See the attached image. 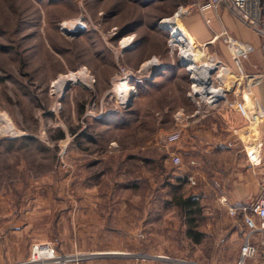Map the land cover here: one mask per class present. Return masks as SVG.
Listing matches in <instances>:
<instances>
[{
  "label": "rangeland",
  "instance_id": "374dc122",
  "mask_svg": "<svg viewBox=\"0 0 264 264\" xmlns=\"http://www.w3.org/2000/svg\"><path fill=\"white\" fill-rule=\"evenodd\" d=\"M204 2L0 0V224L16 229L6 236L4 264L26 263L35 245L51 246L66 258L61 264L129 263L85 260L112 251L234 262L243 215L218 201V181L182 188L201 201L198 243L170 204L177 177L190 175L178 152L190 145L193 102L162 21L186 8L179 21L186 31ZM70 22L80 26H64ZM151 60L157 68L142 67ZM198 60L207 63L202 52ZM78 73L81 80H63ZM122 80L133 89L125 104L114 96ZM177 126L181 140L163 147ZM172 153L183 166L171 163ZM254 264H263L261 249Z\"/></svg>",
  "mask_w": 264,
  "mask_h": 264
},
{
  "label": "crops",
  "instance_id": "0c3cea01",
  "mask_svg": "<svg viewBox=\"0 0 264 264\" xmlns=\"http://www.w3.org/2000/svg\"><path fill=\"white\" fill-rule=\"evenodd\" d=\"M260 6L264 26V0H261ZM206 18L211 19L210 25L204 22L200 14L190 16L186 33L197 47L206 45L198 52L216 55L238 77L235 95L239 99L245 98L250 118L246 120L226 103H220L210 110L190 103V145L181 148L178 153L185 160L197 163L189 168L193 185L197 181L202 182L203 189H206L210 188L207 184L209 181H218L220 203L250 205L264 191V55L261 51V38L223 8L215 13L208 12ZM221 30H226L234 39L254 47L253 53L246 61L240 62L239 67L220 41L210 43ZM195 199L200 204L199 197ZM11 230L16 231L4 229L0 224V264L9 259L7 252L11 242L5 239L9 232L12 233ZM93 256L127 258V264H188L165 256L131 257L115 251L89 255L85 260L93 259ZM256 261L257 256L247 264Z\"/></svg>",
  "mask_w": 264,
  "mask_h": 264
},
{
  "label": "built area",
  "instance_id": "2783aa9c",
  "mask_svg": "<svg viewBox=\"0 0 264 264\" xmlns=\"http://www.w3.org/2000/svg\"><path fill=\"white\" fill-rule=\"evenodd\" d=\"M260 3L261 0H205L204 3L196 5L195 9L203 17L204 22L210 25L211 19L206 18V14L208 12L215 13L220 8H223V10L261 38V51L264 55V26L261 21L262 12ZM187 13L186 8L180 7L172 17L162 21L164 24L162 29L168 32L170 55L176 52L179 61L178 64L189 75L192 93L191 101L197 105L200 103L203 104L205 107L204 110H210L217 107L220 103H226L229 108L234 109L243 118L248 120L250 118V109L246 105L245 98L242 97L239 99L235 95L238 77L216 55L205 54L207 63H199V60L196 59L193 65L196 67L197 72L195 74L191 72L186 57L192 59L195 57V53L190 49L188 55H183V46L185 41L188 42L185 36L187 33L179 25L175 24L176 19L180 21ZM169 22L171 23L167 25ZM215 41L221 42L237 67H239L240 62L246 61L254 51V47L250 43H244L234 39L226 30H221L219 34L214 35L210 43H214ZM204 47H206L205 44L198 46L197 52ZM204 75L205 77L207 76L209 83H204L206 80L203 79ZM203 86L209 89L211 88L214 91V95L207 94L202 97L200 93L195 91V89ZM231 95L233 98L229 99L228 97ZM182 135V128L177 126L175 130L164 136L160 144L163 147L175 145L181 140ZM170 159L174 166H183V160L179 154L172 153ZM187 165L194 167L197 163L188 160ZM188 180L191 181L192 178L189 176ZM238 209L243 215L245 229L242 234L241 246L237 258L233 264H247L250 259L258 255L259 249H261L264 264V191L252 204L240 205ZM65 261V257L56 256L51 246L35 245L32 249L30 260L23 264H61Z\"/></svg>",
  "mask_w": 264,
  "mask_h": 264
},
{
  "label": "bare ground",
  "instance_id": "6f19581e",
  "mask_svg": "<svg viewBox=\"0 0 264 264\" xmlns=\"http://www.w3.org/2000/svg\"><path fill=\"white\" fill-rule=\"evenodd\" d=\"M180 21H181V19H180ZM171 22H169L168 24L167 23H165V24H167V25H169ZM175 24L176 25H179V19H176L175 20ZM64 26H66V27H68V28H76L77 26L79 27L80 26V23L79 22H74V23H67V24H65ZM82 27V26H81ZM171 28H173L172 26H171ZM63 29V28H62ZM186 32V31H185ZM185 36L187 37V39H188V42L187 41H185V44H184V46H183V55L184 54H189L190 53V49L195 53L194 55H195V57L194 58H192V59H190V57H186V59H187V63H188V65H189V67H190V70H191V72L192 73H196L197 72V69H196V67L193 65V63H194V61L196 60V59H198V52H197V46L193 43V41L190 39V36H188L187 34H185ZM125 47H126V45H125ZM193 55V56H194ZM206 63V62H205ZM158 65H159V63L158 62H156L155 60H151V61H149V62H146V63H144L143 64V68H146V67H149V66H152L153 68H157L158 67ZM204 78V83H209L208 82V79H207V76L205 77V75L203 76ZM64 78V77H63ZM81 78H82V74H80V73H78V74H73V75H71L70 77H65L63 80L65 81V82H71V81H74V80H78V79H80L81 80ZM60 81H62V80H60ZM123 81V80H122ZM197 86V85H196ZM133 91V89L132 88H130L129 86H128V84H127V82L124 80L122 83H120V84H118L116 87H115V89H114V96L115 97H119V99L121 100V103L122 104H125V103H127L128 101H129V95H131V92ZM195 91L196 92H198V93H200V95L203 97V96H205V95H207V94H212V95H214V91L210 88H207V87H199V88H197V89H195ZM217 93V92H216ZM260 146V145H259ZM257 148V147H256ZM252 150V149H251Z\"/></svg>",
  "mask_w": 264,
  "mask_h": 264
},
{
  "label": "trees",
  "instance_id": "16d2710c",
  "mask_svg": "<svg viewBox=\"0 0 264 264\" xmlns=\"http://www.w3.org/2000/svg\"><path fill=\"white\" fill-rule=\"evenodd\" d=\"M59 139L63 138L61 134ZM189 174L185 175V177H177L179 185L175 188L174 193L171 196L170 204L175 206L182 218L185 221V236L187 239L198 243L201 240V235L197 231H195V222L197 220V216L200 215V204L197 202L193 195H186L182 188L187 184Z\"/></svg>",
  "mask_w": 264,
  "mask_h": 264
}]
</instances>
